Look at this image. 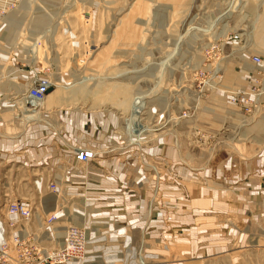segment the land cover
<instances>
[{
	"label": "rangeland",
	"instance_id": "374dc122",
	"mask_svg": "<svg viewBox=\"0 0 264 264\" xmlns=\"http://www.w3.org/2000/svg\"><path fill=\"white\" fill-rule=\"evenodd\" d=\"M263 2L0 0V221L85 227V264H264Z\"/></svg>",
	"mask_w": 264,
	"mask_h": 264
},
{
	"label": "built area",
	"instance_id": "2783aa9c",
	"mask_svg": "<svg viewBox=\"0 0 264 264\" xmlns=\"http://www.w3.org/2000/svg\"><path fill=\"white\" fill-rule=\"evenodd\" d=\"M252 64L260 66L261 57L254 56ZM48 91V84L42 83L32 89L28 97L32 101H41ZM75 156L78 163H88L97 157L91 150H79ZM50 189L56 192V184H50ZM35 211L34 205L28 201H18L7 206L5 220L0 221V264H85L90 246L87 229L78 225L66 226L58 248L44 252L47 250L45 232L38 235L27 229V225L36 219ZM58 219L56 211L47 215L41 220L40 229H51Z\"/></svg>",
	"mask_w": 264,
	"mask_h": 264
},
{
	"label": "crops",
	"instance_id": "0c3cea01",
	"mask_svg": "<svg viewBox=\"0 0 264 264\" xmlns=\"http://www.w3.org/2000/svg\"><path fill=\"white\" fill-rule=\"evenodd\" d=\"M261 14H262L261 20L258 23L257 29L260 31L259 35H260L261 44L264 45V2H263Z\"/></svg>",
	"mask_w": 264,
	"mask_h": 264
},
{
	"label": "bare ground",
	"instance_id": "6f19581e",
	"mask_svg": "<svg viewBox=\"0 0 264 264\" xmlns=\"http://www.w3.org/2000/svg\"><path fill=\"white\" fill-rule=\"evenodd\" d=\"M29 99H30V98H29ZM31 101H32V100H31ZM33 101H34V100H33ZM42 101H43V100H41V102H42ZM35 102H37V101H35ZM38 102H39V101H38ZM32 104H33V103H32ZM44 238H45L46 240H48V239H49V237H47V238H46V237H44ZM61 242H62V240L60 241V243H61ZM60 243H59V244H60Z\"/></svg>",
	"mask_w": 264,
	"mask_h": 264
}]
</instances>
